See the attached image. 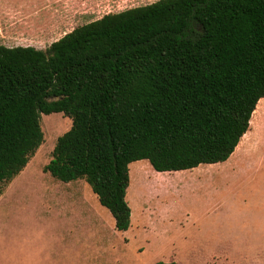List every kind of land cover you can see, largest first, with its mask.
Here are the masks:
<instances>
[{
    "label": "trees",
    "instance_id": "trees-1",
    "mask_svg": "<svg viewBox=\"0 0 264 264\" xmlns=\"http://www.w3.org/2000/svg\"><path fill=\"white\" fill-rule=\"evenodd\" d=\"M263 97L264 0H157L46 49L0 44V197L42 144V114L62 112L72 126L45 172L85 179L127 231L132 162L226 161Z\"/></svg>",
    "mask_w": 264,
    "mask_h": 264
},
{
    "label": "crops",
    "instance_id": "crops-1",
    "mask_svg": "<svg viewBox=\"0 0 264 264\" xmlns=\"http://www.w3.org/2000/svg\"><path fill=\"white\" fill-rule=\"evenodd\" d=\"M155 1L157 0H0V44L46 49L79 25L108 13ZM101 11L104 14L98 15ZM263 101L264 98L259 101L252 114L250 127L255 124V114ZM242 142L243 140L237 145V149ZM236 151L235 149L234 154ZM144 161L148 160L142 159L130 164L131 184L132 166ZM219 163L222 162L177 170L163 192L158 188L159 194L150 200L148 207H136V215L130 203L131 226L127 231L120 232L124 243L132 248L135 257L148 259L157 252L170 251V261L184 264V261L177 260V248L192 225L203 221L204 225L199 231V238H205L201 239L203 248L198 250V260L186 264L237 263L234 254L244 251L240 248L242 244L251 245L249 238L253 228H248V232H241L244 223L238 227V223H233L231 217L241 214L251 219L254 212L242 211L235 195L242 182L234 178L251 168L240 170L241 168ZM141 167L147 172L144 164ZM150 171L153 175L157 172L160 177L167 173L154 167ZM80 185L77 180L60 185L61 191L58 189L53 193V208L58 211L57 217L67 219L64 228L67 236L72 238L73 245L103 248L109 244L105 235L104 217L109 216L105 210L108 208L99 202L91 188L71 191L81 189ZM215 220L219 222V228L213 230L210 240L207 230ZM205 231L206 235H203Z\"/></svg>",
    "mask_w": 264,
    "mask_h": 264
},
{
    "label": "rangeland",
    "instance_id": "rangeland-1",
    "mask_svg": "<svg viewBox=\"0 0 264 264\" xmlns=\"http://www.w3.org/2000/svg\"><path fill=\"white\" fill-rule=\"evenodd\" d=\"M103 14L104 11H101L98 15ZM254 120L255 124L245 133V138L242 137L243 142L235 154L229 160L219 163L241 168L240 170L251 168L234 178L242 182L235 193L242 211L254 212L251 219L241 214L231 217L233 223H238V227L244 223L241 232H248V228H253L249 238L251 245L242 244L240 248L244 251L234 254L236 264H264V101ZM41 125L44 132L42 144L30 156L27 166L5 184L0 197V264L169 262L170 251L157 252L148 259L135 257L132 248L124 243L122 233L116 229L114 217L108 209L105 210L109 216H104L108 245L102 248L72 244V238L67 236L64 228L67 219L57 217L58 211L53 208V193L58 189L61 191L60 185L66 182L44 170L53 157L58 138L71 128L72 119L62 112L43 113ZM142 164L147 172L142 169ZM142 164L132 166L129 201L135 215L136 207H148L150 200L159 194L158 188L163 192L165 185L172 180L173 173L178 172H167L160 177L157 172L155 175L151 174L153 167L148 161ZM77 182L81 184V189L71 191L92 189L85 179H77ZM218 224L217 220L210 223L207 230L210 240L213 230L219 228ZM203 225V221L197 222L187 231L177 248V260L185 263L198 260V250L203 248L201 239H205L203 236L199 238ZM203 235H206V231Z\"/></svg>",
    "mask_w": 264,
    "mask_h": 264
}]
</instances>
